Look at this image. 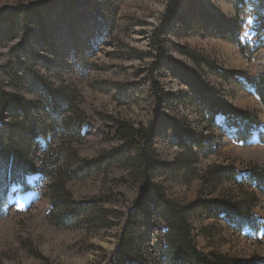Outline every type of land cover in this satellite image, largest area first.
<instances>
[{
  "label": "rangeland",
  "instance_id": "rangeland-1",
  "mask_svg": "<svg viewBox=\"0 0 264 264\" xmlns=\"http://www.w3.org/2000/svg\"><path fill=\"white\" fill-rule=\"evenodd\" d=\"M169 1L0 0V16L20 6L42 12L15 17L13 30L4 21L0 89L33 102L43 123L27 185L0 173L9 185L0 264H114L132 212L138 236L129 263L160 264L166 225L146 196L140 204L141 154L151 155L152 180L166 199L183 207L251 197L254 227L237 228L196 205L185 214L201 252L264 264V189L248 180L264 167V104L250 87L264 77V2L199 0L221 30L201 10L193 21L190 5L171 33L155 39ZM195 75L226 107L258 121L252 139L239 140L223 114L211 120L190 83ZM15 117L0 99V125ZM217 167L233 168L235 177L215 176Z\"/></svg>",
  "mask_w": 264,
  "mask_h": 264
},
{
  "label": "trees",
  "instance_id": "trees-1",
  "mask_svg": "<svg viewBox=\"0 0 264 264\" xmlns=\"http://www.w3.org/2000/svg\"><path fill=\"white\" fill-rule=\"evenodd\" d=\"M50 2L52 1L46 3ZM199 2V0H170L161 25L155 32V39H159L158 33H163L165 35L171 33V28L175 27L176 24H179L182 21V9L184 7L193 5L192 18L193 21L198 20L199 16L197 12H201V9H203ZM263 2L264 0H259L260 5L263 4ZM194 8L196 10H194ZM29 9L30 11H33L35 15L42 14L39 8L20 6L11 10L7 14L0 16V30L3 28L2 25H4V21H6V26H9L8 29L13 30L14 18L24 17V19H26L25 16L29 14ZM202 17L206 19L207 25L213 24L217 31L221 30L219 28L220 22L213 21L207 12H204L203 14L202 11ZM8 29L6 28V30ZM5 32L8 34L9 31ZM221 36L235 41L234 37L231 38L226 35V33H221ZM155 41V45L158 44L159 47L163 45L162 39L159 40L160 42ZM223 76L228 81L235 80V82H239V79H236L235 75L232 73ZM190 83L200 98L207 102L212 117L211 120L213 122L216 123L214 120L216 115L223 114L228 118L231 125L234 126L236 130L235 135L239 140L249 141L252 139L255 133L254 126L258 125L256 119L254 120V118L247 112L233 110L226 107L219 99H217V94L203 84L198 76H193ZM250 87L255 89L261 102L264 104V77H261L257 82L250 84ZM0 92L1 101L4 102L5 105L11 107V110L16 115L14 121L8 125H0V173L3 174L5 182L7 180L11 184L18 183L26 186V176L37 170L30 152L36 137L43 134V123L41 122V116L34 110L33 102L8 94L1 89ZM53 109L56 110V106L55 108L53 107ZM123 128H125L123 131L128 132L126 127ZM178 136L182 137L181 133H179ZM149 138L150 136L148 133L146 139L147 142L149 141ZM180 144L185 146L184 143ZM146 145H148V147L150 146L148 143H146ZM140 161L139 167L142 170L144 169L143 172L146 180L145 188L140 197V204H144L143 200L145 199L144 196H146L148 200L146 203L147 206L150 209H153L166 225L163 241L159 247L160 264H263L257 260H241L218 252H211L209 254L201 252L192 240L189 217L185 214V211L192 212L193 206L196 205L197 210L200 213L204 212L209 216L223 215L237 228H244L245 226L254 227L255 224L260 223H257L253 215L252 210L255 201H253V199L251 200V197L250 199H245L243 202H237L229 196H223L222 200L219 201H207L203 203H195L193 206L187 205L186 207H183L176 202L166 199L161 188L152 180L151 175L154 174V161L151 158V155L148 156L141 154ZM213 173H216L215 176L222 173L224 175L227 174L228 176H226L228 178L235 177V170L231 167H217V170ZM248 180L251 183H254L258 188L264 189V167L252 168ZM5 182H3V178L2 181H0V189L1 187L6 186L5 190H1L2 198H0V207L8 193L9 185H4ZM29 187L30 186H28V188ZM257 230H259V228H257ZM137 236L136 215L132 212L129 221L124 228L117 251V259L114 264H130V260H133V253L137 249L135 243Z\"/></svg>",
  "mask_w": 264,
  "mask_h": 264
}]
</instances>
